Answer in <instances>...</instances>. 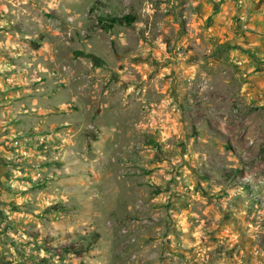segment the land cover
Returning <instances> with one entry per match:
<instances>
[{"label": "rangeland", "instance_id": "374dc122", "mask_svg": "<svg viewBox=\"0 0 264 264\" xmlns=\"http://www.w3.org/2000/svg\"><path fill=\"white\" fill-rule=\"evenodd\" d=\"M230 52L183 0H0V264H264V74Z\"/></svg>", "mask_w": 264, "mask_h": 264}, {"label": "crops", "instance_id": "0c3cea01", "mask_svg": "<svg viewBox=\"0 0 264 264\" xmlns=\"http://www.w3.org/2000/svg\"><path fill=\"white\" fill-rule=\"evenodd\" d=\"M184 15L215 45L226 46L249 79L261 78L256 56L264 51V0H183ZM244 15L247 28L239 26ZM257 61V62H256ZM257 86L259 84H256Z\"/></svg>", "mask_w": 264, "mask_h": 264}, {"label": "trees", "instance_id": "16d2710c", "mask_svg": "<svg viewBox=\"0 0 264 264\" xmlns=\"http://www.w3.org/2000/svg\"><path fill=\"white\" fill-rule=\"evenodd\" d=\"M134 20H135V17L129 14L123 15L120 18L113 17L110 19L109 23H107V27H111L115 23L130 25ZM35 46L38 47L39 44H36ZM65 251L71 252L77 255H81L82 253V250L76 248L74 243L67 245L65 247Z\"/></svg>", "mask_w": 264, "mask_h": 264}, {"label": "built area", "instance_id": "2783aa9c", "mask_svg": "<svg viewBox=\"0 0 264 264\" xmlns=\"http://www.w3.org/2000/svg\"><path fill=\"white\" fill-rule=\"evenodd\" d=\"M237 3L240 5L243 3V0H237ZM238 22H239V26L242 27L243 29H246L247 28V25H246V18L244 15H240L238 17Z\"/></svg>", "mask_w": 264, "mask_h": 264}]
</instances>
